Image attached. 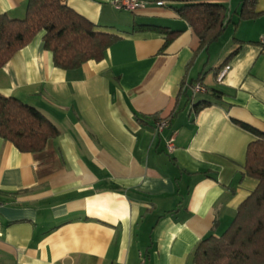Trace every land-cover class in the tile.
<instances>
[{
  "label": "crops",
  "instance_id": "0c3cea01",
  "mask_svg": "<svg viewBox=\"0 0 264 264\" xmlns=\"http://www.w3.org/2000/svg\"><path fill=\"white\" fill-rule=\"evenodd\" d=\"M59 1L121 39L102 61L63 71L39 33L0 70V95L58 131L37 153L0 139V264H194L200 241L220 237L256 187L243 174L254 137L233 120L264 132V0L205 48L175 1L134 12ZM26 2L0 0V15L23 19ZM240 3L224 2L232 22ZM137 25L178 34L163 49L162 35ZM198 102L210 105L195 113ZM159 118L168 127L156 135Z\"/></svg>",
  "mask_w": 264,
  "mask_h": 264
},
{
  "label": "trees",
  "instance_id": "16d2710c",
  "mask_svg": "<svg viewBox=\"0 0 264 264\" xmlns=\"http://www.w3.org/2000/svg\"><path fill=\"white\" fill-rule=\"evenodd\" d=\"M149 1L180 3L181 7L174 11L192 30L200 48L216 42L228 24L237 26L238 22L258 15L257 0H241L235 22L224 6L226 0ZM146 30L164 37L163 49L178 34L166 28L138 25L131 32ZM39 33H43V47L51 54L53 66L63 71L77 70L90 61H102L108 49L121 39L102 31L59 0H27L23 19L0 15V70ZM225 65L215 71V77ZM212 93L217 96V92ZM209 105L198 102L193 110L197 113ZM233 122L254 137L246 147L243 174L255 180L256 187L240 204L220 237L208 236L200 241L192 254L194 264H264V132ZM57 136L56 127L37 109L17 98L0 95V139L22 153H37Z\"/></svg>",
  "mask_w": 264,
  "mask_h": 264
},
{
  "label": "built area",
  "instance_id": "2783aa9c",
  "mask_svg": "<svg viewBox=\"0 0 264 264\" xmlns=\"http://www.w3.org/2000/svg\"><path fill=\"white\" fill-rule=\"evenodd\" d=\"M145 5H146V1L144 0H117L115 3V6L118 9L125 10V11H131V12H134V11H137L143 8ZM229 69H230L229 66L225 65L218 71L215 77V82L217 84H221L223 82V80L225 79V77L227 76L229 72ZM191 90H192L193 95L206 92L205 88L202 87L201 85H194ZM167 127H168V120L166 118H159L158 121L155 123L154 132L157 135L161 133L162 130H164ZM172 142H173V139L168 140L166 144L167 152L172 151L173 149ZM1 235L2 234L0 232V237ZM139 264H146V259L142 257Z\"/></svg>",
  "mask_w": 264,
  "mask_h": 264
}]
</instances>
